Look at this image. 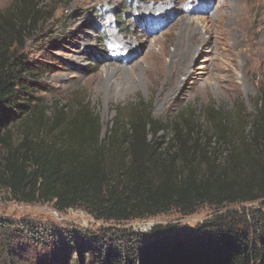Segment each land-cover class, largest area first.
Returning <instances> with one entry per match:
<instances>
[{
	"label": "rangeland",
	"instance_id": "1",
	"mask_svg": "<svg viewBox=\"0 0 264 264\" xmlns=\"http://www.w3.org/2000/svg\"><path fill=\"white\" fill-rule=\"evenodd\" d=\"M263 3L264 0H0V19L7 16L12 30L22 29L19 44L8 53L14 55L13 68L20 71L15 74L16 101L37 105V111L43 112L38 123V112L31 117L0 109V122L7 116L12 118L6 129L0 126V136L10 131L13 146L28 133L46 143L74 147L78 140L76 134L70 135L74 130L72 121L53 123L60 111L63 118H73L81 107H88L99 118V138L104 140L113 123L117 119L119 122L116 113L144 103L151 107V117L165 126L154 138L160 150L177 132L174 122L178 117L192 118L197 134L183 139L189 148L187 164L180 170L183 174L189 167L201 173L205 165L201 167L199 159L220 166L226 164L231 151L244 158L246 148L252 150L255 143L256 150L263 152L264 142L261 149L258 140L250 137L255 116L262 115L264 120V63L253 52L256 47L264 49ZM26 18L31 21L24 24ZM194 36L200 38L196 45L192 43ZM2 37L7 38L1 44L3 51L13 42L14 34L11 31ZM137 40L144 43L141 49ZM130 41L135 45L128 53L122 43ZM178 41H184L185 47L198 48L191 56L189 71L193 74H180L171 86L173 94L160 107V62L149 50L151 47L153 51L172 53ZM103 65L123 70L112 77L117 90L110 95L94 91L97 76L104 74ZM211 108L220 112L231 127L229 139L224 142L214 136L206 121ZM3 155L0 145V164ZM114 157V150L105 153L106 167ZM259 203L255 200L221 207L205 204L190 215L171 210L145 219L102 221L90 218L83 209L56 211L52 203H20L0 187V221L15 234L12 257L16 263L84 264L78 253L66 255L63 262L50 240L68 237L91 244L130 234L148 235L156 226L194 229L219 215H249L261 210Z\"/></svg>",
	"mask_w": 264,
	"mask_h": 264
},
{
	"label": "trees",
	"instance_id": "2",
	"mask_svg": "<svg viewBox=\"0 0 264 264\" xmlns=\"http://www.w3.org/2000/svg\"><path fill=\"white\" fill-rule=\"evenodd\" d=\"M28 21L31 20L24 19V24ZM11 31L14 40L2 51L7 39L2 35L9 36ZM21 32V28L12 30L7 16L1 17L0 109L3 113L9 110L33 117L38 112L37 105L16 101L15 74L20 71L13 68L14 55L8 54L19 44ZM37 114L40 123L43 112L39 110ZM59 114L53 123L72 121L74 130L70 135L76 134L78 140L74 147L46 143L28 133L13 146L10 131L0 136L4 149L0 187L20 203H52L59 211L83 209L102 221L145 219L171 210L190 215L205 204L221 207L255 200H260L261 209L249 215H219L194 229L156 226L148 235L130 234L109 242L84 244L79 239L56 237L58 241H50L62 261L68 254L78 253L84 264H264V150H256V143L252 150L246 148L244 158L231 151L226 164L220 166L199 159L200 166L205 165L201 173L189 167L183 174L180 170L187 164L189 149L183 139L197 134L189 116L178 117L174 122L177 132L160 150L154 138L165 126L151 117L148 104L116 113L119 122L117 119L113 123L104 140L99 138V118L88 107H81L73 118H63L61 111ZM11 119L5 117L0 126L6 129ZM224 119L212 108L206 113L214 136L223 142L229 139L231 129ZM252 126L251 140H258L262 149V115L255 116ZM191 147L194 150L196 141ZM110 150L115 151L114 162L106 167L103 158ZM14 237L11 227L0 221V264H18L12 257Z\"/></svg>",
	"mask_w": 264,
	"mask_h": 264
},
{
	"label": "bare ground",
	"instance_id": "3",
	"mask_svg": "<svg viewBox=\"0 0 264 264\" xmlns=\"http://www.w3.org/2000/svg\"><path fill=\"white\" fill-rule=\"evenodd\" d=\"M252 1L258 2L260 0H250V2ZM262 6H264V3ZM262 35L264 36V29L262 31ZM137 41L139 45L138 47L141 49L144 43L140 40H137ZM199 41H200V38H198V36H194L192 38V43H194L195 45L199 43ZM114 42L120 47L121 44L118 42L116 38ZM262 43H264V41ZM122 44L124 45V46L122 45L123 46L122 49L125 52H128V51L133 52L134 45H135L134 43L130 41L129 43H126V44L122 43ZM173 48L175 49L172 53L170 52L168 53L164 49L153 51L151 47L149 50V53L151 54V56L157 58L160 62V72L157 74L158 77L156 76L157 82L160 83V85L162 86V90L159 93L158 98H157L158 106L160 107H162L163 103L166 101L168 96L173 94L174 91H173V87L171 86H173L175 81L178 80L179 75L183 74V75H187L190 77L193 74L192 71H189V67H190V62H191V56L195 52L194 50L197 47L196 48H193V47L190 48L187 46L185 47L184 41H178ZM253 50H254L253 52L256 55V57L261 62L264 63V49L256 47ZM197 51H198V48H197ZM131 55H128V56H131ZM166 58L168 59V61L165 60ZM101 69L104 70L103 72L104 74H100L97 76L96 85L94 86V91H103L106 94L110 95L116 89L115 85L112 84L111 82L112 77L119 75L121 72L123 73V70L121 68L114 67L113 65H103Z\"/></svg>",
	"mask_w": 264,
	"mask_h": 264
},
{
	"label": "built area",
	"instance_id": "4",
	"mask_svg": "<svg viewBox=\"0 0 264 264\" xmlns=\"http://www.w3.org/2000/svg\"><path fill=\"white\" fill-rule=\"evenodd\" d=\"M52 206H53V205H52ZM53 208H54V207H53ZM54 209H55V208H54ZM55 210H56V209H55ZM55 210H53V212H54V215H57V214H56V211H59V210H56V211H55ZM67 210H73V209H72V208H70V209H67ZM64 211H66V210H64ZM89 217H90V216H89ZM90 218H92V217H90Z\"/></svg>",
	"mask_w": 264,
	"mask_h": 264
}]
</instances>
